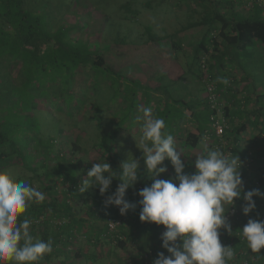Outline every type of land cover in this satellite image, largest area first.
<instances>
[{
	"label": "trees",
	"instance_id": "1",
	"mask_svg": "<svg viewBox=\"0 0 264 264\" xmlns=\"http://www.w3.org/2000/svg\"><path fill=\"white\" fill-rule=\"evenodd\" d=\"M31 1L0 0V172L19 163L25 167L26 171L34 173L30 178L31 181L29 180L30 186L33 181H38L39 190L46 195L43 203H32L27 212L20 217L23 220L27 216L33 221L30 232L34 238L43 240L50 238L53 241V251L46 254L39 264H50L53 257L60 255L64 258H67L66 255L70 256L67 249L68 244L71 245L78 237L79 227L83 223H86L85 225L95 233L91 234L92 237L88 232L86 235L84 234L87 236L89 244L100 243L101 240H112L119 247L125 248L128 242L134 244L136 241L140 242L139 238L136 240V235L139 233L144 238L140 245V251L143 252L137 254L139 262H135V264H144L142 255L147 250L152 249L157 253V248L151 242L158 241L163 227V225L142 222L139 219L141 205L137 202L140 199L132 196L131 192L138 190V186H141L139 190L144 186L139 184L137 179L135 184L126 190L125 198L130 202L137 203V206L124 215L120 214L117 206H105L106 198L99 193L98 186H91V190L87 189L81 193L79 184L86 178L83 171L91 167L85 166V160L82 157L73 159V155L81 151L77 144L78 138L72 143L71 153L63 157V151L59 150L58 146L54 149L53 143H57L55 139L52 143L50 137L42 138L39 135L40 129L32 110L40 107L36 103L38 98H42L45 101V107L46 104L53 101L51 105L56 110L61 106L62 109L59 110L67 116L66 111L68 110L81 111L86 101L84 99L92 98L95 95L92 92L91 96L87 91H84L86 95L83 99L75 98L74 92L69 88V86H74L75 79H77L78 86L87 85L90 80L94 81V86L104 85L108 88L109 86H133L136 84V79L121 75L110 63L109 58H118L119 54L130 56V52L136 48L143 49L151 43H158L166 39L172 42L171 50L175 52L182 47L176 38L191 27L200 28L201 37L190 41L189 48L193 49V53L190 54L192 60L187 64L186 72H190L202 80L204 73L200 69L199 62L201 56L206 54L210 60L207 62L208 69L210 71H214L213 68L217 69L214 76L217 79L219 70L224 65L222 64L224 56H228L232 47L245 48L252 42L264 45V18L261 16V10L264 7L260 8L261 0H250L253 3L252 13H243L240 9L234 10L232 7L236 2L238 3V0H187V5L177 4V6L188 8L187 10L194 12V15H197V11H199L200 15L197 18H194L193 15L192 21H187V24L182 25L174 32L159 36L147 30L148 41L138 46H136V40H131L132 44L127 46L126 38L117 36L113 44L104 45L101 49H95L93 46L92 49L91 45L84 40L73 38L71 32L75 26L62 25L55 20L54 15L48 12V9L40 10V4L43 1L35 4L34 8H30L32 7ZM162 1L164 0L157 1L155 5H160L159 3ZM182 1L184 2V0ZM239 1V3L242 2V0ZM68 2L69 0H64L61 4L69 5ZM144 4L147 8L154 7L150 0ZM121 8L127 13L125 18L129 14L136 15L137 13L136 9L133 10L130 7V2L122 4ZM23 73L26 74L24 80H19L24 75ZM14 76H17L15 82L18 81L20 84L21 81V86L23 85L19 86L20 89L16 91V97L13 96L15 100L11 98L12 94L11 96L8 94L11 86L10 81ZM37 77L40 78L41 86H51L46 88L47 93H34V87L40 86H34ZM74 77L76 78L73 79ZM102 92L100 89L98 95L100 96ZM99 96H96L92 104V110L95 109V113L91 112V119L96 121L97 125L101 122V113L108 110L103 109ZM205 104L202 102L199 104L203 106L200 110V113L203 114L202 121L197 117L196 124L188 127L187 142L191 146H196L209 128L210 110L206 102ZM19 107L23 110L21 113L17 110ZM188 108L193 109L190 106ZM180 115L179 111L163 114V119L170 130H174L171 121L178 122ZM168 119L169 122H167ZM117 133V129L111 130L106 139L101 138L98 143H93L94 148L99 147L98 152L103 157L102 163H109L114 171L120 170L121 163L115 145ZM28 155H30V160L27 158ZM50 161L55 162L54 166L50 167L45 163ZM38 169H43L42 174ZM15 180L24 179L19 176ZM119 183L118 179L112 180L110 191L106 192L107 196L115 191ZM257 188L264 192V170L257 178ZM89 198H91V204L95 210H92L89 205L87 206L86 213L89 217H93L87 223L86 219L78 217L74 212L72 201L81 199L86 204ZM262 204L264 206V198ZM110 219L119 220L117 229L112 231L113 233L110 232L108 226ZM95 220L102 221V224L95 227ZM236 232L240 233V228ZM240 244L245 245L236 240L230 246L236 252L239 250ZM159 249L164 252V248L158 247ZM79 251H76L73 257L81 258ZM84 256L87 262L92 257L95 258L91 252ZM248 260L251 262L250 259Z\"/></svg>",
	"mask_w": 264,
	"mask_h": 264
},
{
	"label": "clouds",
	"instance_id": "2",
	"mask_svg": "<svg viewBox=\"0 0 264 264\" xmlns=\"http://www.w3.org/2000/svg\"><path fill=\"white\" fill-rule=\"evenodd\" d=\"M218 79L228 83L227 79ZM139 111L137 120L142 125L136 145L142 153L145 174L152 180L150 186L137 193L142 198L137 202L141 205L139 219L165 227L161 247L170 254L158 252L152 264H230L235 250L221 244L219 231L223 228L233 234L226 213L243 192L246 203L242 213L247 215L255 208L253 197L264 198V192L259 189L244 192L239 159L205 144L195 155V171L184 173L182 153L176 147L174 136L165 131V120L154 116L151 107ZM166 158L174 169V179L156 178L167 170L163 166ZM138 168L139 160L131 153L121 161L119 171H114L107 162L94 163L79 184V191L98 186L99 193L104 195L112 180L118 179L120 183L104 204L117 206L124 215L137 206L125 196L126 190L138 179ZM45 199V193L27 181H17L7 172H0V264H39L53 251L50 238L33 237L30 218L20 219L32 203H43ZM240 235L251 252L259 253L264 248V220L249 218L240 228Z\"/></svg>",
	"mask_w": 264,
	"mask_h": 264
},
{
	"label": "rangeland",
	"instance_id": "3",
	"mask_svg": "<svg viewBox=\"0 0 264 264\" xmlns=\"http://www.w3.org/2000/svg\"><path fill=\"white\" fill-rule=\"evenodd\" d=\"M41 1L43 2L40 4V10L45 8L48 9V12H51L55 17V20L59 21L62 25L75 26L71 32V36L75 39L84 40L86 43L91 45V48L93 46L95 49H101L104 45L113 44L114 39L117 38V36L125 37L128 41L127 46L132 44L130 43L131 40H136V46H138L139 44H143L148 41L147 30L159 36L164 35V33H172L176 29L181 28L182 25L187 24V21H192V17L194 15V12L187 10V7V9H185L183 6H177V4L187 5V0H184V2L182 0H178V2L177 0H164L162 3H159L160 5H155L159 0H150L152 6H154L153 8H147L145 6L144 2L147 0H69V5H62L61 2L64 0H32V7L30 8H34L35 4H39ZM127 2H130V7L133 10L136 9L137 13L136 15L129 14L128 17L125 18L127 13L123 8H121V5ZM239 2L240 1L238 0V3ZM246 2L247 1L244 0L245 4ZM260 2L264 4V0H261ZM235 4H237V2ZM235 8H237V5ZM251 8L252 7L249 9ZM199 15L200 12L197 11V15H194V18L199 17ZM197 37H201V29L191 27L186 29L183 35L176 38L180 41L182 47L175 52L171 50L172 42L166 39L158 42L157 44L154 43V45L151 43L149 47H146L145 49L136 48L130 52V56H125L124 54V56H121V54H119L118 58L111 57L109 58V61L121 75L128 76L133 79H136V68L139 70L145 65L146 69H150L153 66L148 68L149 64L152 65V63H157L159 66L160 63L165 62L169 65L168 68L173 70L172 73H168L173 77V86H183L181 84L184 79H187L188 74L191 75L190 73H186L187 64L192 60V55L190 54L193 53V49L191 50L189 48V44L190 41L197 39ZM261 46L264 47V45ZM159 51L160 53L157 56L162 58H156L154 56ZM163 67L165 68L166 66ZM263 68L264 60H249L250 71L254 69H258V71H260V69ZM181 72L183 73L181 74ZM12 74L14 75V73ZM23 74L24 75L19 80H24L26 74ZM16 77L17 76H14L10 81L11 86L8 94L9 96L12 94L11 98H13V96L16 97V91L23 86H21V81L20 84H18V81L15 82ZM75 78L76 77L73 79ZM39 80L40 78L37 77V80L34 82L37 84H34V86L40 85L38 88L34 87V93H47L46 88L51 86H41ZM93 82L94 81L90 80L89 84L78 86L77 79H75L74 86H69L70 90L74 92L75 98L77 99L84 98L86 95L84 91H87L91 96V93L93 92V95L95 96L84 99L86 101L84 102L85 104L81 111L78 112L76 111L77 109L66 111L68 116L59 110L62 109L61 106L56 110L55 107L51 105L53 101L52 103L46 104L45 107L44 99L38 98V102L36 104H39L40 107L38 109H33L32 112L34 118H36V122H38L37 126L40 129L39 135H41L42 138L50 137L52 139V143L55 139L57 143H53L54 149L58 146V148H60L59 150L63 151V157H66L69 153H71L72 143H74V141L78 138L77 144L80 146L81 151L75 153L73 155V159L82 157L85 160V166L92 167L94 163H102L103 160V157H101L98 152L99 147L94 148L93 143H98L101 138L106 139L108 137L107 134H110L111 130L117 129L118 133L115 137V145L121 161L126 159L128 153L129 155L131 153L134 158L139 160V168H145L141 150L136 145V142L138 144L141 135V132H137L136 129L138 127H136V125L140 127L142 125V121L136 123L137 115L140 110V104L136 106V95L139 94L143 97V99H145L148 93L147 87L136 86V84H133V86H111L112 88L109 86L108 88L104 85L94 86ZM200 85L202 87L201 83ZM100 89H102L103 92L99 96L98 92ZM136 89L138 90L137 92ZM186 89L187 88H183L182 90L177 89L175 93H178L177 95L184 98V91H186ZM113 93L114 95L112 96ZM96 96H99L103 109H108L107 111H103L101 113L102 119L101 122L98 123L99 125H97L96 121L91 119V112L93 111L92 104L94 103ZM13 100L15 99L13 98ZM42 108L44 109L42 110ZM17 110H19L20 113L23 111L20 107ZM93 113H95V109ZM165 131L168 133L170 132V128L167 123ZM61 142H63V144H61ZM27 158L30 160V155H28ZM45 163L52 167L55 162L50 161ZM166 163L169 164L170 162ZM139 168L138 178L140 179H138V181L143 183V185H146L147 181L140 177L141 173L146 175L145 171H141ZM38 170L39 173L42 174L43 169ZM88 170L89 169H86V171L83 172L87 174ZM188 171L191 174L193 173L189 169ZM4 172H7L14 179L20 176L29 184L31 181L30 178L34 174L32 171H26L25 167L19 163H15V165L7 167L4 169ZM32 187L39 190V182L33 181ZM88 189L91 190V186ZM109 191L110 190L108 189L106 192ZM102 196L106 198L107 193ZM134 197L142 199L138 195ZM257 199L258 198L256 197L255 206L260 205ZM72 204L74 205V212L77 216L86 219L88 223L91 217H89L86 213L87 206L89 205L92 210H95L94 206L91 204V198L88 199L86 204H84L81 199L72 201ZM259 209L260 208L255 207L253 211L256 213ZM85 224L86 223H83L79 227L80 234H77L78 237L73 241V243L71 245L68 244L67 249L71 258L68 255H66L67 258L60 255L59 257H53L50 264H63L64 262L67 264H135V262L138 261L136 255L143 252L140 251L141 242H137L135 244L129 242L126 244L125 248L119 247L117 243L112 240H101L100 243L92 242L89 244L87 236H85L89 230ZM95 224L97 226L101 225L102 221H95ZM90 237H92L91 234ZM223 241L224 239L222 238V240H220L221 244ZM151 243L155 246V248H157V253L163 252L160 249L158 250V247H161L162 244L161 235L156 243L155 241ZM78 250H80L79 252H81L82 257H73V254H75ZM90 252L93 254L95 253V255H99L98 259H89L87 262L84 255L90 254Z\"/></svg>",
	"mask_w": 264,
	"mask_h": 264
},
{
	"label": "crops",
	"instance_id": "4",
	"mask_svg": "<svg viewBox=\"0 0 264 264\" xmlns=\"http://www.w3.org/2000/svg\"><path fill=\"white\" fill-rule=\"evenodd\" d=\"M245 1H247L246 4L244 3V0H242L241 3L234 4L232 8L234 10L240 9L243 13H252L253 10L249 9L253 6L252 1ZM236 5L237 8H235ZM260 6V8L264 7L262 2ZM261 16L264 18V8L261 10ZM261 45L258 42H252V44L245 48L237 46L232 47L228 56H224V61L222 63L224 65L221 70H219L218 75V78L227 79L228 83L224 84L222 80L217 78L218 90L225 102V115L228 124L224 135L225 148L222 147L220 150L226 156L235 155L239 159L241 164L240 173L244 192L252 189H258L257 178L261 171L264 170V68L260 69V71H258V69L250 71L249 69L250 59L264 60V47ZM159 53L160 51L154 56L156 58H162L157 56ZM209 61L210 60L208 59V62ZM163 66L166 67L164 68ZM168 66L169 65L164 62L160 63L159 66L157 63H152V65L149 64L148 68L151 67L150 69H146L145 65L139 70L136 68V86L147 85L146 87L148 90L145 99H143V97L139 94L136 95V106L140 104V109L144 107H151L154 116L158 118H163V114H168L172 111L181 112L178 122H175L174 120L171 121V126L174 130H170L169 133L174 136L176 147L182 153L181 160L185 164L183 169L184 173L191 174L188 169L192 172L195 171L193 162L195 160V155H198L202 151V144L213 148L212 144L214 142L217 143V139L214 137L209 139L204 136L202 140L198 141L196 146H191L187 142L188 127L192 124H196L197 117L200 118L201 121L203 119V114L200 113L203 106L199 104L200 102L203 104L206 102L205 87L203 82L190 72H186L191 75L188 74L187 79H184L181 84L183 86H173V77L168 74L172 73L173 70L169 69ZM213 69L217 70L216 68ZM182 73L183 72H181V74ZM199 82L202 84V87ZM183 88H187L186 91H184V98L177 95L178 93H175L177 89L182 90ZM137 91L138 90L136 89V92ZM188 106L193 109H189ZM167 109L169 110L168 112ZM138 115H141L140 111ZM169 121L170 120L168 119L167 122ZM138 122L140 121L136 120V123ZM136 127L139 128L136 129L137 132H141V127L137 125ZM226 148L231 149V155L227 154ZM163 162V166H165L167 170L164 173H160L156 178L166 180L174 179V169L171 167V163H166L170 162V160L166 158ZM139 169L141 171H145L144 167ZM140 177L144 178L147 183L146 185H143V183L138 181L139 184H142L144 187L150 186L152 180L147 175L141 173ZM242 196L239 199H235L234 204L230 206L229 211L226 213L228 222L232 227L233 234H229L223 228L219 230L220 240H222V238L224 239L222 245L230 246L229 240H231L232 237H235L236 231L243 227L249 218L264 220V206L262 204L263 198L254 196V202H256L255 198L257 197V201L260 204L255 207L260 209L256 213L252 210L247 215H244L242 213V206L246 202L242 199ZM92 219L93 217H91V220ZM87 227L89 230L88 233L94 235L95 233L89 229V226ZM165 230L166 229L163 226L162 232ZM138 238L140 242L144 239L143 236L139 235V233L136 235V240H138ZM235 247L237 248V246ZM245 247L247 246L240 244V248L245 249ZM164 253L165 255H170L166 249H164ZM93 255L95 258L92 257L91 259H98L99 255H95V253ZM136 258H138V255H136ZM137 260V262H139V258ZM253 261L254 262H252V264H264V251L254 253Z\"/></svg>",
	"mask_w": 264,
	"mask_h": 264
},
{
	"label": "built area",
	"instance_id": "5",
	"mask_svg": "<svg viewBox=\"0 0 264 264\" xmlns=\"http://www.w3.org/2000/svg\"><path fill=\"white\" fill-rule=\"evenodd\" d=\"M207 62L208 58L206 54H203L200 58L199 66L202 72L204 73L202 82L204 84L206 92V103L210 110V125L207 132H205V136L209 139H211V137L217 139V143L214 142L212 146L213 148L220 150L222 147H224V135L228 126L227 119L225 116V102L222 99L221 94L218 90L217 79L214 77L216 70L210 71L208 69ZM226 150L227 154L231 155V149L226 148ZM140 188L141 186L138 187V190H134L133 192H131L132 196H137L136 193L139 191ZM118 223L119 220H108V226L111 233L116 231ZM236 240L240 243H244L247 246V243L244 238L240 235V233L237 232L236 236L232 237L231 240H229L230 245L236 242ZM263 249L264 248H261L260 251H262ZM253 255L254 253L251 252L248 247H245V249L239 248V250L235 252V257L230 262V264H250L253 261ZM156 257L157 253L154 250L149 249L142 255L143 263L152 264V261ZM248 259H250L251 262Z\"/></svg>",
	"mask_w": 264,
	"mask_h": 264
}]
</instances>
